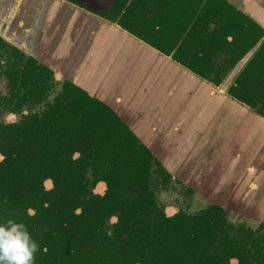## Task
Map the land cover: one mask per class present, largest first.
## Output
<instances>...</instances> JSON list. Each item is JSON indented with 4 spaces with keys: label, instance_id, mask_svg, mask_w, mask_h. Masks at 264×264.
I'll return each instance as SVG.
<instances>
[{
    "label": "trees",
    "instance_id": "trees-1",
    "mask_svg": "<svg viewBox=\"0 0 264 264\" xmlns=\"http://www.w3.org/2000/svg\"><path fill=\"white\" fill-rule=\"evenodd\" d=\"M106 12L118 17L119 27L160 52L169 55L176 48L172 59L213 85H219L264 34L259 25L226 0H114ZM96 14L109 18L107 13ZM202 17L206 23L198 25ZM5 44L0 37V50H6ZM13 44L12 81L29 84L33 97H45V91L55 81L53 70L24 55L18 49L19 40ZM218 51L223 52V63L215 61ZM179 53L185 60L178 57ZM63 83L57 97L77 102L69 112L89 115V149L83 145L89 163L110 162L121 166L93 168L95 180L107 182L106 193L91 195V206L81 204V214L63 219L60 229L49 235L47 249L39 247L35 264H178L182 243L193 242V232L186 230L187 227L232 225L226 220L225 210L214 202H208L201 214L187 215L180 211L167 216L149 189L153 164L155 175L171 176L160 158L139 140L112 107L69 79ZM228 94L264 116V42L242 68L235 84L228 88ZM80 121L85 124V119ZM113 215L119 222L110 226L108 221ZM123 225L125 228L121 230ZM109 228L111 236L107 234ZM189 246L192 247L190 243Z\"/></svg>",
    "mask_w": 264,
    "mask_h": 264
},
{
    "label": "crops",
    "instance_id": "crops-1",
    "mask_svg": "<svg viewBox=\"0 0 264 264\" xmlns=\"http://www.w3.org/2000/svg\"><path fill=\"white\" fill-rule=\"evenodd\" d=\"M226 1L264 31V0ZM17 20H24L27 27L22 38L14 28ZM205 23L202 17L198 25ZM0 36L11 43L19 40L23 51L118 108L119 116L125 110V122L133 123L130 126L135 134L149 143L172 177L180 176L199 194L206 193L214 201L238 202L244 198L246 184L253 183L248 174L258 175L264 167V116L228 94V88L264 42V34L219 85L175 62L172 57L176 48L166 55L115 21L63 0H0ZM218 53L224 56L222 51ZM82 56L85 64L77 68ZM132 64L130 79L134 89H142L145 106L133 104L140 101L139 95L131 96L128 88L121 95L124 86L118 79ZM67 67L70 69L65 73ZM86 76L89 82H84ZM138 82L145 86L137 87ZM107 83L111 89L106 88ZM129 97L134 98L127 103ZM201 123L207 125L201 127ZM212 136L214 141H207ZM240 152L249 162H237ZM258 184L263 181L259 179Z\"/></svg>",
    "mask_w": 264,
    "mask_h": 264
},
{
    "label": "flooded vegetation",
    "instance_id": "flooded-vegetation-1",
    "mask_svg": "<svg viewBox=\"0 0 264 264\" xmlns=\"http://www.w3.org/2000/svg\"><path fill=\"white\" fill-rule=\"evenodd\" d=\"M63 1L94 14L107 13V19L118 22V17L106 12L112 7L114 0ZM24 23V20L14 21L19 38L27 30ZM3 40L7 44L6 50H0V80H3L0 81V157H3L0 161V224L8 220L23 222L32 239L46 250V241L51 240L49 235L60 229L63 219L71 218L72 214H81V204L91 206V195L103 196L106 193L107 182L95 180L93 168L108 169L121 164L89 163L87 151L83 148L85 145L89 149V115L69 112L74 110L73 106L77 102L72 98L57 97L65 85L63 81L58 84L59 88H54L52 83L41 99L33 97L29 84L13 82L11 47L14 44L5 38ZM18 49L24 55L35 58L29 51H23L22 45ZM73 85L86 91L76 83ZM54 89L55 93L50 97ZM41 94L43 93H36ZM9 113L13 115H8L10 123L6 125L4 117ZM82 118L85 119V124L80 121ZM17 119L18 122L11 123ZM84 127L87 129L84 130ZM82 158L86 161H79ZM171 178L173 177L167 179ZM176 180L179 181L178 178ZM150 181L149 189L154 195L152 181L154 184L158 182V175L150 178ZM98 182L105 186L102 193L98 188H93ZM182 185L187 193L195 194L192 190L189 191L191 187L188 184ZM180 211L182 210H177L176 213ZM200 212L203 213L200 210L186 214L196 215ZM225 213L227 222L232 225L186 228L193 232V242L182 243L184 248L179 252L182 256L178 257L176 263L264 264V224L256 227L248 224L236 226L229 221L235 211ZM121 228L123 230L124 225ZM195 239L199 241H194Z\"/></svg>",
    "mask_w": 264,
    "mask_h": 264
},
{
    "label": "rangeland",
    "instance_id": "rangeland-1",
    "mask_svg": "<svg viewBox=\"0 0 264 264\" xmlns=\"http://www.w3.org/2000/svg\"><path fill=\"white\" fill-rule=\"evenodd\" d=\"M25 5H28V4L26 3ZM219 55H220L219 53L216 54V60L215 61L217 63H221L225 59L224 56H219ZM123 60H125V59H123ZM126 60H129V58ZM77 62L80 63V65L77 68H81L82 66H84V64H85L84 56L79 57ZM121 62H122L121 67H123L124 62L123 61H121ZM68 69H70V67L65 68V73L66 72L68 73V71H69ZM123 70H124V72L126 71L127 73H125L124 75H122V77H120L118 79V81H122L121 84L125 87V88L123 87L122 89H120L121 95H123L125 89L128 88L131 96L132 95L133 96L139 95L140 101H134L133 104L139 103V105L143 104V106H145L144 104L146 103V100L141 99V93L143 92V91H141L142 89H134L135 85H134V83H132V80L130 79L131 75H129V74L133 71V64L131 66L127 65V67ZM56 73L59 74L60 72L54 71L55 81L53 82V86H54V88H56V87L59 88L58 84L61 83V81H63V76L61 77V75L59 74V76L56 77L55 76ZM135 79H133V80H135ZM0 81H3V80H0ZM84 82H89V76H86ZM102 84H103V86H105V83H102ZM144 86H145V84H143L141 82L137 83V87H139V88H142ZM152 87H155L154 84H152ZM106 88L111 89L110 84L107 83ZM54 93H55V89L52 91L50 97H52L54 95ZM87 93L89 94V91ZM156 95H157L156 92L152 93L153 98H156L157 97ZM132 98H134V97H132ZM132 98H130V97L127 98L126 99L127 103L128 102L130 103V101H133ZM99 99H98L99 101L102 100V102H107L106 100H103L101 98H99ZM128 99H130V101H128ZM126 100H123V104H125ZM112 110L117 112L118 108L115 109L113 107ZM253 112H255V111H253ZM121 114L122 115L120 116V119L124 122L125 121V114H126L125 110H122ZM256 114H258V113H256ZM131 124H133V123H130V125ZM206 125H207V123H201V127H205ZM214 139H215V137L212 136L210 138H207V141L208 140L214 141ZM196 147H198V145ZM239 154H240L239 155L240 157L237 158V162L242 163L243 161H247V160H244L242 157L243 152H240ZM253 157H254V153H253ZM261 161H264V153H263V157H262ZM247 162H249V161H247ZM163 168L166 170L165 167H163ZM155 169H156V165L153 164L152 165V173H154ZM261 170L258 173V175H257V173L253 174L251 172L248 174V178L252 177V179H254L252 182L255 183V181H256V183H255V186H252L251 183H250V186H248L245 183L246 186L244 187V190L242 193L244 198L237 202L239 204L240 208L237 209L235 211V213H232L231 217L229 218V221L234 223V225H236V226L248 224V225H251L253 227H256V226H259L261 224H264V167ZM254 171H255V168H254ZM253 176H254V178H253ZM153 177H155V173H154ZM162 178H164L163 174L159 173L158 182H155V184L152 185L153 186L152 188L154 191L156 203L163 209V211L165 212V214L167 216L174 215L177 212V210H182L185 213H196V212L202 210L203 208H205L209 205L208 202H210L209 200L211 199V196H209L206 193H202V194L197 193V188H195V187L190 188L192 190V192L195 194L187 193L185 186L182 185V184L186 185L184 180L180 179L179 181H177L176 180L177 177H174V178H171L169 180L166 178V180L163 181ZM259 179H260V181H263V184L261 186L259 184L256 186ZM161 180H162V182H161ZM98 183H97V186H98ZM97 186L93 187L94 190H96V188H98ZM259 186H260V190L257 191ZM203 189H205L204 186L201 190H203ZM217 202H219V201H217ZM170 210H172V211H170ZM243 216H246V217H243ZM112 217H114V216H112Z\"/></svg>",
    "mask_w": 264,
    "mask_h": 264
},
{
    "label": "clouds",
    "instance_id": "clouds-1",
    "mask_svg": "<svg viewBox=\"0 0 264 264\" xmlns=\"http://www.w3.org/2000/svg\"><path fill=\"white\" fill-rule=\"evenodd\" d=\"M8 115L4 117V123H10ZM18 122L11 121V123ZM3 157H0V161ZM118 218H109V225H114ZM112 235L111 228L107 232ZM39 251V245L32 239L23 222L8 220L6 223L0 224V264H35V254Z\"/></svg>",
    "mask_w": 264,
    "mask_h": 264
},
{
    "label": "water",
    "instance_id": "water-1",
    "mask_svg": "<svg viewBox=\"0 0 264 264\" xmlns=\"http://www.w3.org/2000/svg\"><path fill=\"white\" fill-rule=\"evenodd\" d=\"M55 76L56 77H58L59 76V74H55ZM75 83V82H74ZM221 91H223V90H221ZM88 92V91H87ZM89 95L90 96H92V97H95V98H97V99H99L100 97H98V96H96V95H92L91 93H89ZM100 100V99H99ZM102 101V100H101ZM103 103H105V104H107L106 102H103ZM108 105V104H107ZM110 106V105H109ZM111 107V106H110ZM115 113H117L116 111H115ZM118 114V113H117ZM118 116H119V114H118ZM120 117V116H119ZM124 123L133 131V129L131 128V126L127 123V122H125L124 121ZM134 132V131H133ZM135 133V132H134ZM137 136V135H136ZM138 138H139V140L141 141V142H143L150 150H151V152L155 155V153H154V151L150 148V146H149V143H146V142H144L139 136H137ZM163 164V163H162ZM164 165V164H163ZM169 173H171L169 170H167ZM172 174V173H171ZM172 176H174L173 174H172ZM179 180L181 179L180 178V176H176ZM105 186H104V184L103 183H99V187H98V190H99V192L100 193H102V191H103V188H104ZM210 201V203L211 202H214V203H216L217 205H220L225 211H231V210H233V211H236V209H239L240 208V206H239V204L237 203V202H232V203H230V202H217V201H214V200H212V198L209 200Z\"/></svg>",
    "mask_w": 264,
    "mask_h": 264
},
{
    "label": "bare ground",
    "instance_id": "bare-ground-1",
    "mask_svg": "<svg viewBox=\"0 0 264 264\" xmlns=\"http://www.w3.org/2000/svg\"><path fill=\"white\" fill-rule=\"evenodd\" d=\"M255 152H258V151H255ZM254 156H256V155L254 154ZM261 156H262V155L260 154V157H258L257 159H260ZM256 157H257V156H256ZM251 185H252V186H255V183H251Z\"/></svg>",
    "mask_w": 264,
    "mask_h": 264
}]
</instances>
